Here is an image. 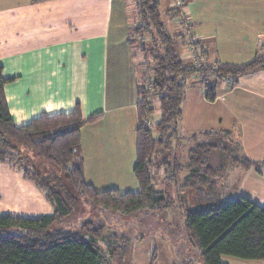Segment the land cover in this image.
<instances>
[{"label":"crops","instance_id":"crops-1","mask_svg":"<svg viewBox=\"0 0 264 264\" xmlns=\"http://www.w3.org/2000/svg\"><path fill=\"white\" fill-rule=\"evenodd\" d=\"M186 3L197 48L208 66L246 64L264 56V0ZM159 9L168 20L161 18L168 31L170 24L173 27L172 0H160ZM133 10L132 15L125 0H0V65L3 76L10 79L3 87L10 117L20 126L42 113L71 112L77 105L83 118L99 115L80 131L84 179L96 190L133 191L137 183L131 168L139 76L127 41L137 22L136 1ZM208 80L212 100L197 75L187 82L181 136L229 132L239 156L253 164L226 166L216 179L218 202L241 197L263 205L264 67L236 81L213 76ZM4 171L0 208L1 200H7L12 204L6 203L7 214L22 216L20 212L25 211L20 206L27 210L31 202H37L49 206L34 211L36 216L23 217L52 213L44 194L20 170L0 163V173ZM8 172H12L10 179ZM252 261L264 264V260Z\"/></svg>","mask_w":264,"mask_h":264},{"label":"trees","instance_id":"trees-1","mask_svg":"<svg viewBox=\"0 0 264 264\" xmlns=\"http://www.w3.org/2000/svg\"><path fill=\"white\" fill-rule=\"evenodd\" d=\"M159 6L160 0H136L137 22L127 40L142 74L136 86L138 123L134 130L132 168L137 191L96 190L85 181L80 131L99 115L83 118L77 105L71 112L42 113L27 124L15 125L3 90L10 79L3 76L0 65V163L20 170L25 179L43 192L53 209L51 214L38 217L0 215V264H103L105 257L98 245L102 226L83 222L75 230H59L55 224L70 216L81 199L123 214L144 209L161 211L170 204L165 189L170 181L179 182L176 176L181 169L188 170L178 187L185 207L184 237L189 246L199 251L197 263L222 264V255L264 260V204L257 205L241 197L218 202L216 179L226 164L212 166L210 163L212 152L217 149L215 144L195 142L187 152L184 166L168 153L172 142L184 139L179 135L181 103L192 76H204L212 70L217 80L236 81L239 76L264 67V58L257 57L240 65L216 64L214 69L204 64L196 69L175 48L177 37L164 26ZM173 10L177 12L174 7ZM205 86L206 96L212 100L210 87ZM155 112L159 114L158 119L150 126L144 125L143 120L150 119ZM198 134H224L230 139L227 131ZM198 134H191L190 139H196ZM237 150L238 146L229 150L232 153L229 164L250 167L253 162L239 156ZM160 167L165 184L162 190H157L155 175ZM185 193H191L190 202ZM12 230L20 232L9 233ZM119 250L122 248L117 245L109 253L113 255ZM154 259L155 255L151 256V262Z\"/></svg>","mask_w":264,"mask_h":264},{"label":"rangeland","instance_id":"rangeland-1","mask_svg":"<svg viewBox=\"0 0 264 264\" xmlns=\"http://www.w3.org/2000/svg\"><path fill=\"white\" fill-rule=\"evenodd\" d=\"M136 0H125V3L129 6V11L134 14V4ZM186 2V0H184ZM171 19L173 21V27L170 24L168 26V31L173 32L172 35H175L176 42L175 48L180 53L182 59L191 64V60L188 58L183 49L186 50L187 46L185 44V37L183 30L177 20L178 11L174 12ZM129 12V13H130ZM134 18V16H133ZM161 18L163 21H168L165 18L164 13H161ZM129 20L132 21L130 18ZM130 21V22H131ZM133 23H131L132 25ZM180 26V28H179ZM181 31V33L179 32ZM178 34H183V36L178 37ZM137 39V40H136ZM135 39V44H139L140 37ZM147 41L148 38L145 37ZM185 56V57H184ZM258 58H264V56H259ZM135 74L140 78L142 74L136 69L135 60L132 62ZM216 65V64H215ZM188 82V81H187ZM203 84V83H202ZM206 85H209V80ZM157 103V102H156ZM157 105V104H156ZM159 114L155 112L150 119L145 118L143 120L144 125L150 126L155 119H158ZM183 133L179 134L180 136ZM227 136L223 134H208V135H197L196 139H190V137L184 138L178 143L172 142V149L168 150V153L175 157V159L181 165H186L187 162V152L188 149L192 146V142H201L209 141L212 144H215L217 149H214L210 158V163L212 166L222 165L223 163L226 166L230 163V156L232 153L229 151L231 148L235 149L234 142L226 138ZM197 140V141H195ZM177 145V146H176ZM221 148H228V150H222ZM166 153V152H165ZM163 157V155H162ZM161 158V157H160ZM132 170V168H131ZM177 172L176 179L182 180L183 177L188 175L187 171ZM132 172V171H131ZM10 173L8 172L7 179H10ZM6 172L4 174L0 173V182L2 188L5 185ZM133 180L136 182L133 173H131ZM12 179V178H11ZM155 180L157 182V190H162L165 184V176L163 170L160 167V170L155 175ZM178 181H170L169 185L166 187V194L169 197L170 204L167 208H164L161 211H155L153 209H144L135 211L128 214H123L119 211L112 209H107L96 204L90 203L87 200L81 199L73 213L65 218L64 220L55 224V228L61 230H75L80 227L83 222L92 223L93 227L102 226V237L99 239L98 245L103 250L104 254V263L103 264H198L199 251L195 248H192L187 243V240L184 237L183 231V219L185 216V207L183 204V194L180 191ZM41 196L43 197V192L39 189ZM129 190V189H128ZM138 190V185L135 183V189L132 192ZM185 198L190 202L191 193H185ZM6 199H10L7 197ZM0 208L1 214H7L9 211L8 205L6 203L10 202L2 199ZM223 203V202H219ZM47 204V203H46ZM48 205V204H47ZM47 205L42 203L37 204V202H31L30 207L23 208L20 206L19 215L22 216H36L38 213H35L37 209H46ZM49 206V205H48ZM10 214L12 212H9ZM47 214L46 212H42ZM20 230H12L9 233H18ZM117 245L121 246L122 251H116L113 255L109 253L110 248H114ZM155 255V259L151 262V256ZM222 264H257L253 263L252 260L241 259L233 257L230 255L221 256ZM261 264V263H259Z\"/></svg>","mask_w":264,"mask_h":264},{"label":"built area","instance_id":"built-area-1","mask_svg":"<svg viewBox=\"0 0 264 264\" xmlns=\"http://www.w3.org/2000/svg\"><path fill=\"white\" fill-rule=\"evenodd\" d=\"M172 6L177 9L178 15L177 20L183 30V34L185 37V44L187 46V56L191 60V64L195 66L196 69H200L202 65L206 64L205 58L203 54L198 50L196 43L197 39L195 34L192 31V20L189 16L187 10V3L184 0H172ZM215 64H213V69L215 68ZM212 70L206 72L204 76H198V80L206 85L210 76H212Z\"/></svg>","mask_w":264,"mask_h":264}]
</instances>
